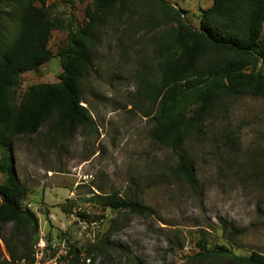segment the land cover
<instances>
[{
    "label": "rangeland",
    "instance_id": "374dc122",
    "mask_svg": "<svg viewBox=\"0 0 264 264\" xmlns=\"http://www.w3.org/2000/svg\"><path fill=\"white\" fill-rule=\"evenodd\" d=\"M166 1L185 10L187 22L196 29L202 23L201 12L214 2ZM47 4L62 26L52 33L50 62L39 72L22 75L19 99L33 85L60 82L59 51L67 46L70 26L75 30L86 24L92 0ZM2 6L0 50L16 36L21 14L16 0ZM131 46L114 30L97 46L95 68L82 87L83 105L97 132L79 130L65 140L51 135L47 120L37 134L13 140L8 154L19 181L28 188L23 207L36 214L40 227L34 263L14 264H185L199 253L201 234L210 248L224 246L238 256L254 251L264 255V98L231 100L227 111L209 118L202 133L185 142L181 151L194 168L192 187L174 174L178 155L152 140L153 123L144 115L150 105L138 93L135 71L142 70L144 58L155 62L151 51L136 53ZM1 152L2 148L0 159ZM3 181L0 172V184ZM114 193L138 199L155 213L102 211L94 203L95 195ZM79 212L105 218L91 224L78 217ZM12 227L5 229L7 238ZM100 240L118 248L89 257L87 249ZM70 247L85 253L65 259ZM8 261L0 239V264Z\"/></svg>",
    "mask_w": 264,
    "mask_h": 264
},
{
    "label": "trees",
    "instance_id": "16d2710c",
    "mask_svg": "<svg viewBox=\"0 0 264 264\" xmlns=\"http://www.w3.org/2000/svg\"><path fill=\"white\" fill-rule=\"evenodd\" d=\"M9 1L0 0V19L2 5ZM16 1L21 8L18 32L0 50V172L4 176L0 184V239L6 246L8 264L34 263L33 246L40 228L36 214L23 207L28 188L19 181L8 151L15 138L37 134L47 120L51 121V135L65 140L79 130L97 132L88 107L83 105L82 87L95 68L97 46L104 35L120 32L132 43L134 52H152L155 63L144 58L142 70L135 71L138 93L150 105L144 115L153 123L152 140L178 155L174 174L192 187L194 168L181 151L185 142L202 133L209 118L227 111L231 100L264 98V0H214L201 12L200 29L187 22L185 10L166 0H92L86 24L75 30L71 25L67 46L59 51L60 82L33 85L21 99L22 75L39 72L50 62L52 33L62 25L52 17L49 0ZM139 47L142 50H137ZM94 203L102 211L141 216L155 213L138 199L119 193L95 195ZM77 215L91 224L105 218L85 212ZM9 224L13 227L7 238L4 232ZM228 237L236 240L233 232ZM197 245L199 253L185 264H264L259 252L238 256L224 246L210 248L204 234ZM117 248L100 240L89 246L87 254L95 259V255ZM83 253L70 247L65 259Z\"/></svg>",
    "mask_w": 264,
    "mask_h": 264
}]
</instances>
